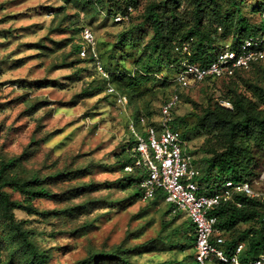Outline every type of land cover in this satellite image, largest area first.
<instances>
[{
	"label": "rangeland",
	"instance_id": "1",
	"mask_svg": "<svg viewBox=\"0 0 264 264\" xmlns=\"http://www.w3.org/2000/svg\"><path fill=\"white\" fill-rule=\"evenodd\" d=\"M129 4L134 10L128 22H116L115 13ZM150 8L164 22L172 16L185 30L194 26L192 0H0V162L18 159L14 173L22 179L38 176L50 193L32 203L45 215L14 211L16 225L0 218V264L31 263L19 229L47 254L46 264H76L99 252L119 254L123 262L98 264L192 262L185 212L171 211L160 199L138 201L128 187L129 174L119 159L129 126L139 130L141 124L158 122L162 101L178 92L176 116H185L186 149L202 171L210 156L204 153L207 141L216 135L197 129V118L237 94L251 97V85L264 89V62L237 71L233 79L180 90L175 72L161 68L144 49L153 35ZM210 12L203 28L216 50L239 31L238 16L256 33L264 0H217ZM223 16L232 23L219 40L216 28ZM82 27L94 34L106 79L72 52ZM250 145L255 166L248 179L254 191L264 194V148ZM6 191L13 200L21 199ZM261 221L240 223L223 239L248 243L244 232L262 227Z\"/></svg>",
	"mask_w": 264,
	"mask_h": 264
},
{
	"label": "trees",
	"instance_id": "2",
	"mask_svg": "<svg viewBox=\"0 0 264 264\" xmlns=\"http://www.w3.org/2000/svg\"><path fill=\"white\" fill-rule=\"evenodd\" d=\"M95 1L99 2V0ZM175 1L172 0V2ZM192 1L194 5L195 23L188 30H185L182 25L177 24L176 19H173L172 16L171 20L164 22L154 12V8H150L148 11V21L151 22L153 35L149 43L144 46V49L155 56V59L160 62L161 68H168L176 73L179 63L184 58L200 66H207L214 60L216 54L226 46L234 47L240 44L245 38L264 33V18H262L256 33H252V29L249 30L245 20L240 19V16H238V26L236 29H239V31L237 34L231 37L228 45L215 50L212 47L211 34L203 28V18L206 14H211L210 10H215L217 0ZM128 7H132V10H134L133 6L129 4L122 11H117L115 15L125 14ZM223 19L216 28L219 40H221L223 34L222 29L229 30L232 23V19L229 16H223ZM226 23L229 27H225ZM84 28L87 27H82L80 32ZM183 45H185L186 51L182 50ZM79 49L80 46L77 43L72 49V52H76L78 55ZM82 60L92 63L89 59ZM262 62L264 60L253 64L247 70L237 71H248ZM237 71L234 72L230 79L235 77ZM211 81L214 80L208 79L204 83ZM247 92L251 94V97L237 94L234 98L230 99L229 104L231 108H226L215 103L212 108H209L201 117L197 118L195 124L197 129L205 130L216 135L215 138L207 141V149L204 153L210 156L203 161V170L201 171L197 167L195 160L193 161L199 170V176L196 178V181L201 187V192H204L205 189L212 192L210 189L216 190L227 180L235 182L247 181L250 183L248 176L252 175L253 167L255 166L254 152L250 144L254 142L255 147L264 148V89L256 85H251ZM178 96L179 104V93ZM168 98L169 96L165 97L162 103ZM177 106L172 110L174 117L172 129L179 131L182 138L185 139L183 129L187 124L184 118L185 116H176ZM129 135L121 151L122 159H119L120 167L124 172H126L124 168L128 165L133 166L137 158L134 150L135 141L130 133ZM17 162L18 159L14 158L9 159L7 162H0V218L6 219L11 225H16L14 211H25L28 215H45V212H38L32 206V203L37 199L50 197L49 191L42 186L43 179H40L36 175H32L30 179H22L18 176L17 172L14 173V170L18 167ZM126 173L129 174L127 179L128 187L135 189V197L139 201L143 197L141 182L146 176L145 171L135 168L132 172ZM138 173L140 177L137 179L136 175ZM6 189L18 194L21 199L13 200ZM153 199L164 201L158 192L150 200ZM166 204L170 206L171 211L180 212L174 205ZM236 204H239L240 207L236 206ZM262 207L264 208V202L239 195L235 196L233 202L221 203L210 211L211 216H214L217 220L215 230L218 236L222 238L225 234L227 235L234 231L240 223L246 224L253 220L262 219L260 222L262 227L244 232L246 236H249L248 243H245L237 237L231 240L223 239V246L226 251L232 249L238 243H244V250L241 254L243 261L256 257L264 249V211L261 212ZM184 216L187 218L186 215ZM187 220L192 231L186 239L193 242V260L190 264H194L195 231L193 224L188 218ZM19 233H21L25 247L32 254L30 264H46L47 254L37 251L27 240L25 231L21 232V229H19ZM118 255L114 252H99L76 264H98V261L101 260H115L122 263L123 260L122 258H118Z\"/></svg>",
	"mask_w": 264,
	"mask_h": 264
},
{
	"label": "built area",
	"instance_id": "3",
	"mask_svg": "<svg viewBox=\"0 0 264 264\" xmlns=\"http://www.w3.org/2000/svg\"><path fill=\"white\" fill-rule=\"evenodd\" d=\"M132 11V7H128L125 14L115 15V21L128 22ZM78 44L79 57L91 60L102 78H108L96 53L95 37L90 28L81 30ZM182 50L186 51L185 45ZM263 60L264 33H261L245 38L234 47L228 45L221 49L207 66L182 59L174 75V82L177 88L188 89L191 83H202L208 79L228 80L235 71L247 70ZM119 102H125V99ZM178 102V93L174 92L160 105L158 122L141 124L139 130L133 123L130 124L129 133L135 141L137 158L133 166L128 165L124 170L132 172L137 168L145 171L146 176L141 182L144 200L154 198L158 192L166 203L185 212L195 231L194 264H264V249L246 261L241 259L244 243H238L226 251L223 238L215 230L217 220L210 214L221 203L233 202L235 196L264 202V194L254 191L247 181L232 180L225 181L216 190L210 189L212 192L206 189L201 192L196 181L199 170L193 162L194 158L187 151L186 142L179 131L172 129V110ZM223 106L231 108L229 103ZM141 123H144L142 119ZM236 206L240 207L239 204Z\"/></svg>",
	"mask_w": 264,
	"mask_h": 264
}]
</instances>
